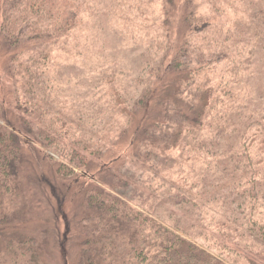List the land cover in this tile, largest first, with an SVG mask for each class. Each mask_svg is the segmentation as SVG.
I'll return each mask as SVG.
<instances>
[{
  "label": "rangeland",
  "instance_id": "obj_1",
  "mask_svg": "<svg viewBox=\"0 0 264 264\" xmlns=\"http://www.w3.org/2000/svg\"><path fill=\"white\" fill-rule=\"evenodd\" d=\"M56 1L63 6L60 25L67 24V29L58 43L38 47L15 71L7 67L6 55H1L0 101L8 106L18 102L34 105L35 116L44 118L46 133L68 132L66 137L71 139L58 135L55 148L35 143L26 149L19 197L3 209L6 221L0 225V264H12L14 255L13 250L1 252L3 241L13 248L26 242L18 253V264H78L89 256L83 245L91 232L90 225H83L87 212L74 210L50 191L56 186L53 168L57 159L68 158L71 144L81 151L75 140L87 141L94 151L99 150L108 174L123 178V172L116 170L118 163L110 161L121 155L130 185L116 191L137 207L170 227H178L182 235L230 264H264V201L257 203L264 188H257L252 195L238 190L236 197L229 194L225 200L218 195L234 189L222 188L227 177L224 172L231 175L228 170H235V176L246 173L241 159L250 163V170L251 162L264 165V0H195L199 16L211 25L190 36L180 74L168 80L174 85L166 90L160 84L166 78L160 69L171 61L175 38L170 43L163 32V0ZM183 2L178 3L174 29ZM36 58L41 59L36 64H40L37 84L29 67ZM197 102L206 106V113L213 118L212 128L209 120L197 127L205 129L203 136H215L227 123L225 119L236 118L238 133L243 131L247 141L245 148L240 137L235 139L236 145L232 142L243 158L223 162L222 157L206 156L203 146L194 155L178 139L172 150L177 163L170 173H165L162 156L156 159L162 160L158 172L179 184L181 188L174 185L182 196L188 194L185 188L195 184L191 197H185L190 198L187 203L175 206L174 196L166 199L165 192L158 190L156 175L150 179L148 171L146 177L137 173L135 155L151 149L150 142L148 146L130 145L120 133L131 132L132 122L141 126L166 123L175 110ZM58 117L70 128L62 126ZM159 128L154 129L155 135ZM187 128L180 131L182 136ZM219 146L217 153L224 156L235 151L222 142ZM93 176L100 181L99 174ZM147 180L143 187L150 191L140 190ZM199 190L195 199L194 192ZM214 196L221 201L206 203ZM172 206L175 214L167 210Z\"/></svg>",
  "mask_w": 264,
  "mask_h": 264
},
{
  "label": "trees",
  "instance_id": "obj_2",
  "mask_svg": "<svg viewBox=\"0 0 264 264\" xmlns=\"http://www.w3.org/2000/svg\"><path fill=\"white\" fill-rule=\"evenodd\" d=\"M180 1H162L164 35L170 43L172 38H175V50L171 61L166 68L160 69L166 76L160 82L165 90L174 85L173 81L168 82V80L176 78L180 74L186 52L188 53L190 36L208 29L211 25V22L202 20L199 16L195 0H184L174 29L173 20ZM62 13L63 6L56 0H0V57L6 55V64L11 71H15L19 65L28 62L29 55L33 54L38 47L58 43L59 37L67 29L65 27L67 24L60 25V21L63 20ZM41 53L40 51L39 55ZM33 61L34 64L31 63L29 67L33 71V80L37 84L36 79L39 77L37 69L40 64H36L41 59L36 58ZM157 71L159 78L160 71ZM148 95L149 93L146 94V96ZM150 96L151 94L149 98H151ZM144 104L142 103L141 106ZM5 105L3 101H0V225L6 221L3 213L5 204L14 202L19 197V176L27 161L26 149L34 146L35 143L55 148L58 135L71 139V136L66 137L69 135L68 132L65 135L46 133L47 130L42 127L44 118L35 116L34 105L19 102L14 106L6 105L7 108ZM188 112H192L194 115L189 116ZM58 119L62 126L70 128L68 122L59 117ZM207 120L210 121L212 128L213 118H209L206 113V106L197 102L175 110L171 120L166 123H156L153 126L148 123L141 126L137 122H132L130 128L134 127V129L131 132H128L127 135V131L120 133V138L125 135L127 143L130 145H147L150 142L151 149L147 148L145 154L139 152L142 156L135 155L138 162L137 173L146 177L145 171H148L150 179L155 178L156 175L158 190L165 192L166 199H171L174 196L175 206H183L187 203L185 200L188 201L190 198L186 199L185 197L188 194L191 197V189L195 184L185 188L188 194L182 196L175 187L176 185L181 188L180 185L163 175V171L159 173L156 167L164 160L166 175L174 168L176 159L174 161L172 150L177 148L178 139H180L179 144L181 142V145L187 146L189 152L192 151L194 155L197 154V151L199 153L197 148L203 146L206 156L222 157L221 161L223 162L232 159L235 161L236 158V162H238L239 156L243 158V153H238V147L232 145V142L236 145L238 142L235 143V139L240 137V140L243 139L241 146L245 148L247 141L243 131L238 133V128L235 125L236 118L225 119L227 123L221 125L217 129V134L212 137L202 135V132H205L203 127L197 128L200 124L203 126ZM52 124L57 126V122ZM158 126L160 132L155 135L154 129L156 130ZM186 126L190 128H187L188 131L182 136L180 131L183 132ZM46 127L54 130L50 125ZM179 135L181 138L178 137ZM222 138L224 140H221ZM75 142L79 143L81 151L72 148L74 144H71V153L68 158L63 156L57 159L56 166L53 168L56 186L52 187L50 191L63 203L72 204L74 210L82 208L87 212V216L83 217V225H90L91 232L83 245L85 246L84 250L90 251V253L86 259H80L78 264H230L211 253L207 248L182 235L177 229L178 227L166 225L116 191V189H126L130 185L127 180V176H130L127 173L129 170L125 172L121 155L112 157L113 159L110 161L114 165L118 163L119 168L116 167V170L120 173L123 172V178L117 174H113V176L108 174L104 161H101L100 151H94L90 143L76 140ZM220 142L235 151L225 156L217 153ZM156 145L157 147H155ZM160 156H162V160L158 159L156 162ZM216 161L219 162L217 158ZM241 162L244 165L245 174L242 175L239 172L235 176L233 175L235 170H228L231 171V175L224 172L227 177L222 188L234 189H227L225 194L218 193L221 199L229 198V194L236 197L238 190L240 194L252 195L257 191V188H264V165L258 167L257 161L256 163L251 162L250 170V163L246 165L243 159ZM152 173L154 174L151 175ZM93 174H99L100 181L95 180ZM214 174L216 173L214 172ZM113 179L114 181H112ZM148 182L147 180L141 183L140 190L145 189L149 192L150 187H143ZM201 191L208 193L207 189ZM201 191L199 190L197 194L194 192L195 199L199 198ZM211 200L221 201L214 196L206 200V203ZM258 201H264V194L257 198V203ZM161 203H158V206ZM163 208L166 206L164 205ZM167 210L175 214L173 206L172 209L167 207ZM184 221L186 222L185 217ZM3 243L1 252L7 254L13 250L14 255L10 257V260L12 264H18L20 261L18 253L26 247V242L16 244L14 248L4 241Z\"/></svg>",
  "mask_w": 264,
  "mask_h": 264
}]
</instances>
